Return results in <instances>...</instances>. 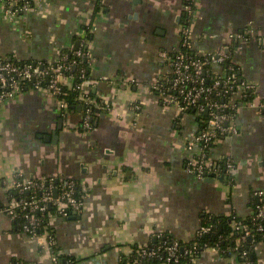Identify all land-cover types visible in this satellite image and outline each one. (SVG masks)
Here are the masks:
<instances>
[{"label": "crops", "instance_id": "crops-1", "mask_svg": "<svg viewBox=\"0 0 264 264\" xmlns=\"http://www.w3.org/2000/svg\"><path fill=\"white\" fill-rule=\"evenodd\" d=\"M191 1L101 0L97 10V0H45L13 20L0 5V57L13 62H56L63 50L79 45L85 29L93 30V90L112 106L98 110L93 131L81 134L79 113L67 116L59 129L61 107L47 89L25 90L0 105V209L16 175L75 179L90 189L79 219L51 221L58 246L76 264H126L122 260L134 247L160 233L187 243L205 213L249 218L258 204L253 193L264 190V113L240 107L237 134L214 146L216 160L233 158L234 186L200 181L185 166L186 143L199 122L164 110L151 89L169 72L162 53L181 48L180 29ZM196 2V51L214 52L235 33H253L250 41L238 42L233 61L264 101V0ZM55 132L58 140L43 138ZM255 252L264 264V243ZM16 259L51 264V253L43 240L16 231L1 212L0 264ZM193 264L241 263L209 249Z\"/></svg>", "mask_w": 264, "mask_h": 264}, {"label": "built area", "instance_id": "built-area-1", "mask_svg": "<svg viewBox=\"0 0 264 264\" xmlns=\"http://www.w3.org/2000/svg\"><path fill=\"white\" fill-rule=\"evenodd\" d=\"M44 1L0 0V5L5 17L13 20L21 14L40 7ZM197 14V2L192 0L185 7V22L180 29L181 48L172 54L162 53V57L169 66V72L163 77H158L152 83L151 89L158 91L157 95L162 101L164 110L175 109L178 116L192 115L197 120L199 119V131L186 143L188 153L185 163L186 170L194 174L200 181H204L206 175L213 173L224 175L226 183L233 187L238 173L233 158L225 156L221 160V165L216 164L213 150L214 146L223 138L237 134V116L240 107L248 106L259 113H264V101L260 99L257 86L242 79L240 71L239 74L235 72V66L238 64L233 61V55L230 54L228 48L231 40L247 42L253 39V33H235L230 36V41L227 44L214 52L196 51L194 23ZM187 22L189 24L186 26L185 23ZM84 46L83 40L82 43H79L75 54L78 57L89 58L92 65L90 50H84ZM230 60L232 61L230 62ZM75 65L77 62L75 60L68 61L66 56L45 66L29 62H13L0 57V105L15 100L25 91L24 85L29 82L35 84L34 89H47L50 95L57 96L61 92L60 86L67 83L71 84L73 78L69 72ZM80 79L81 83L76 89L85 96L88 89L94 87L95 82L86 79L84 71ZM45 80L49 81L47 88L42 87ZM121 80L119 79V81ZM249 93L254 95L252 101H248ZM58 101L65 123L68 116V104L63 100ZM86 105L82 124L83 132H81L83 136L93 131L91 110L95 103L86 101ZM134 108L139 109L137 106ZM111 109L112 106L110 105L108 110ZM203 115L206 116L205 120ZM48 178H51V181L54 177L28 179L16 175L7 187V202L3 209H0V213H5L13 223L22 218L25 221L23 233L37 242L43 240L44 248L51 253V264H57L58 258L51 251V247L57 241L54 232H52L51 221L54 218L67 219L82 214L85 201L90 195V189L83 181L69 178L61 179V195L56 198L52 194L54 186L52 183L50 184ZM46 184L50 186L49 189H46ZM77 186L80 188V198H76ZM38 191L41 193L40 198L36 197ZM253 197L259 198L260 203L250 217L251 225L244 223V220L239 219L240 217L237 215L233 217L235 248L229 251L230 255L234 257L240 256L243 259L247 257L248 251L245 250V243L247 239L253 236L254 232L264 235V190H255ZM50 206L58 208V216L51 218L44 228L43 234H39L38 231L45 220L47 207ZM37 214H43V217ZM211 230V226L201 225L195 237H202ZM162 236L163 233H160L157 238ZM162 251L167 255L168 264H183L179 251L190 255L192 262L197 259L194 250H186L185 252L182 242L174 239L170 245H161L157 249L150 248V241L139 246V260L137 259L136 263H140L143 259L158 258ZM9 264L14 263L11 261ZM242 264L252 263L242 262ZM255 264L263 263L257 262Z\"/></svg>", "mask_w": 264, "mask_h": 264}, {"label": "trees", "instance_id": "trees-1", "mask_svg": "<svg viewBox=\"0 0 264 264\" xmlns=\"http://www.w3.org/2000/svg\"><path fill=\"white\" fill-rule=\"evenodd\" d=\"M101 0H97V10L98 6L100 5ZM96 10V11H97ZM185 22V21H184ZM189 23H185L187 26ZM93 38V30L92 29H85V36L83 38H78V42L82 43L84 40L85 46L84 50L89 51V46L90 42L92 41ZM238 45V42L236 40H231L228 44V48L230 50V54L233 55L234 51L236 50ZM76 50L74 48L71 49H66L63 50L61 53V57L66 56L68 61L75 60L77 62V65H75L69 74L72 76L73 80L71 81V84L60 86L61 87V92L57 96H55L58 100H63L68 104V116H72L74 114L82 115V119L80 122V127L79 131L83 132L82 124H83V119L86 113L85 107L86 101H93L95 105L92 107L91 110V117H92V127L93 130L95 129V121L98 116V110H104L108 111V107L110 106L109 103L105 102L103 99L98 98L97 94L94 92L93 87L89 88L88 91L86 92V95H82L80 90H77L76 87L81 83L80 76L82 72L84 71V75L86 79L92 80L91 77V63L89 58H82L78 57L75 54ZM172 54V53H171ZM232 60H230L231 62ZM33 64H38L35 62H29ZM229 63V62H228ZM41 65L45 66L48 65V63H42ZM236 71L239 74L240 68L238 66H235ZM238 70V71H237ZM241 73V71H240ZM49 84L48 80H45L42 83L43 88H47ZM25 90H30L35 88V84L33 82H29L24 85ZM156 94H158V91H154ZM216 99V98H214ZM218 99V98H217ZM216 99V100H217ZM254 99L253 93H249L248 101H252ZM109 104V105H108ZM86 105V106H85ZM78 108H81L80 111H78ZM193 113V111H191ZM204 120L206 119V116L203 115ZM199 120V119H198ZM197 120V121H198ZM199 122V121H198ZM216 164L221 165V162L216 160ZM222 167V166H221ZM51 178H48V181L50 184L54 186L53 189V196L56 198H59L61 195V190H60V185H61V179L59 178H53V180L50 181ZM226 183V180H225ZM46 189H49L50 186L47 184L45 185ZM80 188L77 186V192H76V198H80ZM41 193L40 191L37 192L36 197L40 198ZM258 206L255 205V209ZM40 217H43V214H37ZM236 215V213H231L229 216L227 215H215L212 213H205L202 216L201 220V225L205 227H212V230L209 233L204 234L202 237H195L192 241L184 243L182 242V247L185 248L186 250H194L196 252L195 256L198 258L202 252L208 250V249H215L218 250L220 255L224 258H233V255H230V249L235 248V242H234V231L232 227L233 223V217ZM58 216V208L54 206L47 207V212L45 213L44 217V222L41 225V229L38 231L39 234H43L44 228L47 226L49 223L50 219L53 217ZM72 216V215H71ZM81 214L73 216L71 218L76 217V219H79ZM70 217L67 219H71ZM239 218V217H238ZM241 220H244V223H247L251 225V220L249 218H239ZM14 226L16 228V231L18 232H23V227L25 226V221L20 218L17 221L14 222ZM51 230V228H48ZM52 232L53 229H52ZM175 238L172 235H169L168 233H164L161 238L157 239H152L150 240V248H158L161 245L168 246L170 245ZM264 243V235L261 233L254 232L253 236L250 239L246 240L245 243V250L248 251V255L246 258H241L240 256L235 257V259L242 264V262H250L252 264H255L258 262L256 252H255V246L258 244ZM133 253L131 256L128 258H124V263L128 264H137L136 260H139V246H136L133 248ZM52 253L58 258V263L57 264H76L77 260L72 257V256H67L65 255L60 247L56 243L51 247ZM229 251V253H228ZM179 254L181 255V263L183 264H193L192 259L190 255H187L183 251H179ZM14 264H21V263H26V264H33L29 262H25L22 260H13L12 261ZM138 264H168L167 263V255H165L164 251L159 253L158 258H153V259H143L141 260L140 263Z\"/></svg>", "mask_w": 264, "mask_h": 264}, {"label": "water", "instance_id": "water-1", "mask_svg": "<svg viewBox=\"0 0 264 264\" xmlns=\"http://www.w3.org/2000/svg\"><path fill=\"white\" fill-rule=\"evenodd\" d=\"M78 47H79V45H78V43L76 44V46H75V50H77L78 49ZM81 110V108H78V111H80ZM62 123H61V125H60V127H59V129H62V126H63V124H64V121L62 120L61 121ZM45 140H47V141H51V142H54V141H56V140H58L59 139V137L56 135V132L54 133V136L52 137H49V136H46V137H43ZM86 172L84 171L83 172V174H85ZM216 179H218L219 181H221V182H224L225 181V177H224V175H218L217 173H213V174H210V175H206V177H205V179H204V181L205 182H214ZM256 201H257V203L259 204L260 203V199L259 198H256ZM72 219H76V218H72Z\"/></svg>", "mask_w": 264, "mask_h": 264}, {"label": "bare ground", "instance_id": "bare-ground-1", "mask_svg": "<svg viewBox=\"0 0 264 264\" xmlns=\"http://www.w3.org/2000/svg\"><path fill=\"white\" fill-rule=\"evenodd\" d=\"M247 262V261H246Z\"/></svg>", "mask_w": 264, "mask_h": 264}, {"label": "rangeland", "instance_id": "rangeland-1", "mask_svg": "<svg viewBox=\"0 0 264 264\" xmlns=\"http://www.w3.org/2000/svg\"><path fill=\"white\" fill-rule=\"evenodd\" d=\"M218 185V184H217Z\"/></svg>", "mask_w": 264, "mask_h": 264}]
</instances>
